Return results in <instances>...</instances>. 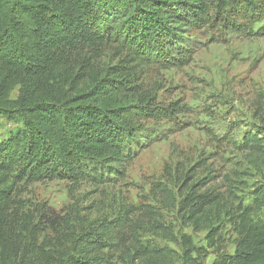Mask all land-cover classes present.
I'll use <instances>...</instances> for the list:
<instances>
[{
  "label": "trees",
  "instance_id": "obj_1",
  "mask_svg": "<svg viewBox=\"0 0 264 264\" xmlns=\"http://www.w3.org/2000/svg\"><path fill=\"white\" fill-rule=\"evenodd\" d=\"M203 30L214 42L264 38V0H0V119L21 124L0 139V264L17 256L9 249L19 184L123 178L143 123L186 112L158 101L147 74L188 65L186 37ZM251 195L231 216L232 252L213 226L204 248L183 237L182 264L210 254V264H264V188ZM183 201L193 217L217 207L205 195ZM85 246L73 244L63 264H104ZM153 251L143 254L150 263Z\"/></svg>",
  "mask_w": 264,
  "mask_h": 264
},
{
  "label": "rangeland",
  "instance_id": "obj_2",
  "mask_svg": "<svg viewBox=\"0 0 264 264\" xmlns=\"http://www.w3.org/2000/svg\"><path fill=\"white\" fill-rule=\"evenodd\" d=\"M210 33L186 37L188 65L147 74L160 89L158 101H178L186 112L143 123L123 178L110 175L103 185L52 181L16 187L12 264H63L73 244L89 245L88 257L104 264H182L183 237L204 248L213 226L226 241L224 250L232 252L231 216L237 205L251 203L255 187L264 188V38L214 42ZM16 97L17 87L10 93ZM20 126L0 119V139ZM198 195L214 199L216 211L193 217L183 200ZM32 243L37 255L30 252ZM150 247L152 263L143 256ZM197 259L210 264L213 256Z\"/></svg>",
  "mask_w": 264,
  "mask_h": 264
}]
</instances>
